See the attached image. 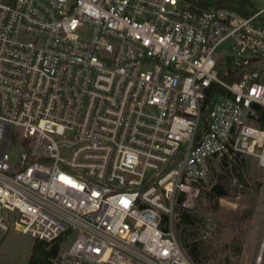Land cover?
Segmentation results:
<instances>
[{"label":"built area","instance_id":"obj_1","mask_svg":"<svg viewBox=\"0 0 264 264\" xmlns=\"http://www.w3.org/2000/svg\"><path fill=\"white\" fill-rule=\"evenodd\" d=\"M251 1L243 16L208 0H0V244L14 229L60 240L49 264H195L175 203L222 155L264 167Z\"/></svg>","mask_w":264,"mask_h":264},{"label":"rangeland","instance_id":"obj_2","mask_svg":"<svg viewBox=\"0 0 264 264\" xmlns=\"http://www.w3.org/2000/svg\"><path fill=\"white\" fill-rule=\"evenodd\" d=\"M256 65L264 77V58ZM17 155L11 154L12 163ZM211 164L193 204L174 205L171 222L180 245L198 248V264H256L261 250L264 264V167L254 156L238 153ZM215 186L226 195L218 196ZM74 237L72 233L61 247L67 248ZM33 243L29 235L10 229L0 244V264H28Z\"/></svg>","mask_w":264,"mask_h":264},{"label":"trees","instance_id":"obj_3","mask_svg":"<svg viewBox=\"0 0 264 264\" xmlns=\"http://www.w3.org/2000/svg\"><path fill=\"white\" fill-rule=\"evenodd\" d=\"M211 5L229 7L237 11L243 16L250 15L253 3L251 0H208ZM264 122V120H263ZM215 192L218 196L226 195L225 190H222L218 186L214 187ZM180 202V200H179ZM184 221L188 222L186 216L182 217ZM164 221L167 220L166 216H163ZM60 240L55 241L50 248L47 249V243L42 240H34L31 248V254L28 259V264H49V257L54 255L59 249ZM186 250L188 257L192 262L198 264L199 250L196 246L187 248V245H182Z\"/></svg>","mask_w":264,"mask_h":264},{"label":"bare ground","instance_id":"obj_4","mask_svg":"<svg viewBox=\"0 0 264 264\" xmlns=\"http://www.w3.org/2000/svg\"><path fill=\"white\" fill-rule=\"evenodd\" d=\"M223 200V199H222ZM228 201V200H227ZM228 206V205H227ZM234 206V205H233Z\"/></svg>","mask_w":264,"mask_h":264}]
</instances>
